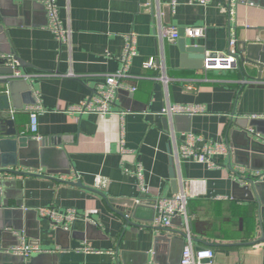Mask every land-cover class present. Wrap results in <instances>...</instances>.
Returning a JSON list of instances; mask_svg holds the SVG:
<instances>
[{"label":"crops","instance_id":"0c3cea01","mask_svg":"<svg viewBox=\"0 0 264 264\" xmlns=\"http://www.w3.org/2000/svg\"><path fill=\"white\" fill-rule=\"evenodd\" d=\"M31 1L0 0V55H13L22 61L20 73L35 75L27 84L42 107L37 113L42 163L19 166L18 174L0 175V250L9 254L20 242L39 251L27 258L12 254L22 259L12 257L7 264H143L144 260L179 264L184 246L180 219L165 231L153 225L155 201L175 194L169 174L171 132L179 141L191 133L201 138L199 145L224 142L230 148V156H215V168L191 160L176 165L171 156L177 193L182 180L204 181L205 194L188 203L195 246L211 248L214 264H264V242L257 241L264 213L255 202L232 196L233 181L243 184L232 171L242 167L247 176L261 174L263 195L264 172H248L239 165L229 137L242 125L248 137L264 143L254 136L264 137V84L260 83L264 70L258 76V69L248 63H237L228 71L182 68L178 39L164 42L161 48L153 18L159 13L164 25L177 30L204 27L205 37L185 38L187 45L203 48L205 57L221 55L227 53L231 36L238 51L248 44L264 47V0H211L205 5L192 0H54L58 20L70 32L67 43L55 38L47 28L45 11ZM129 32L137 36V55L124 85L136 90H122L113 104L115 111L125 114L69 113L120 68L118 59ZM150 58L163 60L166 87L152 79L160 72L142 68ZM5 67L0 59V70ZM5 89L0 84V91ZM29 90L17 81L8 95L9 116L12 112L17 131L25 135L26 107L33 105L24 103ZM168 105H199L204 112L174 120L161 115ZM138 165L144 194L139 192L137 176L129 173ZM97 177L106 181L103 189L95 188ZM104 197L139 200L142 205L113 209ZM43 207L57 213L72 209L78 218L68 231L60 232L40 218L36 210ZM26 210L35 213L15 215ZM116 211L129 215L138 231L125 235L131 227H125ZM160 234L170 243L156 240ZM84 246L93 252L78 251Z\"/></svg>","mask_w":264,"mask_h":264},{"label":"built area","instance_id":"2783aa9c","mask_svg":"<svg viewBox=\"0 0 264 264\" xmlns=\"http://www.w3.org/2000/svg\"><path fill=\"white\" fill-rule=\"evenodd\" d=\"M197 2L200 5H205L211 0H192L191 3ZM40 3L44 5L46 17L48 20L47 28L54 34L55 38L62 43H67L70 40V32L68 29H64L61 26L60 20H58V8L54 0H40ZM154 14V13H153ZM153 18L156 19V35L159 41V44L162 45L164 42L176 41L179 38L178 30L172 26H166L162 23L160 14L155 13ZM205 28L194 26L183 29V35L185 38L195 39V38H204L205 37ZM124 47L122 51V56L118 59L120 62V68L114 72L109 73L106 76L104 82L99 84L96 87V91L92 95L86 97L75 107L69 109V113L75 115L83 114H96L100 116H110L114 114L124 115L125 113L117 112L113 109V104L117 99L118 92L120 90H129L134 92L136 88L129 87L124 85V80L130 78V72L128 71L129 64L131 60L137 55L136 53V44L137 36L133 32L125 34L124 37ZM264 50V47H263ZM162 51V49H161ZM238 49L237 41L234 36H231L228 41L227 53L225 54H214L205 57L202 70L204 72L213 71V70H225L228 71L232 69L237 64L238 58ZM109 55V54H108ZM107 55V56H108ZM0 59H4L6 62V67L12 69V75L9 76H0V80L7 79H17L30 81L35 75L28 73H20L19 64L15 57L11 54L0 55ZM143 69H152L160 72V75L153 77L152 79L161 83L166 87L169 79L164 68L163 60L161 63H158L155 59L150 58L143 63ZM263 83L264 82H260ZM8 94L9 91L5 89L0 91V95ZM36 97V96H35ZM36 100V101H35ZM26 110L29 113V123L28 129L26 130L27 135L31 140L39 142L40 137L37 135L38 125H37V113L42 110V107L39 106L37 98H34V104L27 106ZM204 109L199 105H168L162 109L161 115L167 116L171 119L174 116L187 115L194 116L198 113H203ZM11 117L13 113L11 112ZM251 119L257 118L256 116H251ZM255 137L264 141V137L259 134H254ZM171 143L173 145V154L174 162L176 165H179L181 161L191 160L195 163H201L206 165L208 168H215L218 166L216 161H214L215 156H230V148L227 143H207L199 145L201 138L191 133L183 134V138L179 141L174 137L173 132L170 133ZM121 151L125 152L123 149V141H121ZM126 174L128 172L124 171ZM235 175L243 176L245 175V170L242 167H235L233 171ZM130 174H135L139 180V192L144 194L146 189L143 186V176L141 174V167L138 165L134 172H129ZM10 174L0 173L4 176ZM255 180H261L262 175L257 173L254 174ZM106 186V181L100 177L95 178V188L103 189ZM204 181L202 180H187L181 181V189L178 193L170 196L157 199L153 205L155 211V217L153 219V225L158 226L162 229L171 228L172 222L174 219H180L182 227V237H183V249L180 255L179 264H214V251L209 247H196L193 242V236L190 229V215L188 203L190 200L199 197L200 195L205 194L204 190ZM136 204H139V200H135ZM1 208V202H0ZM40 218H45L49 221L50 227L53 229H64L68 231L70 226L77 220L78 214L75 210L67 209L62 213H57L48 207H43L36 210ZM87 221L88 218H86ZM85 253H92L93 251L84 246L78 249ZM37 247L26 245L24 243H18V245L12 247L8 253H11L15 256H20L22 258H27V256L33 252H38ZM155 264V263H149Z\"/></svg>","mask_w":264,"mask_h":264},{"label":"water","instance_id":"95a60500","mask_svg":"<svg viewBox=\"0 0 264 264\" xmlns=\"http://www.w3.org/2000/svg\"><path fill=\"white\" fill-rule=\"evenodd\" d=\"M36 4H40V6L45 11L44 5L40 3V0L31 1ZM46 13V12H45ZM47 18V17H46ZM178 51L180 52V66L186 69H202L203 62L205 59V51L203 48L198 46H188L186 43V39L183 35V29L178 30ZM244 51H239L237 63L238 64H250L258 69V76L264 70V50L263 46L260 44H248L243 49ZM244 53V54H243ZM6 53L5 55H8ZM19 64V69H22V61L20 59L15 58ZM12 69L10 67H5L3 70H0V76H9L12 75ZM260 80V77L257 78ZM20 81L23 83L27 90L28 84L24 80L17 79H5L0 80V84L6 85L9 93L11 92V87L14 82ZM118 93L123 94V91L120 90ZM28 99L25 100V104H34V99L32 98V91L29 90L27 92ZM8 94L0 95V173H17L15 168L21 167H37L42 160V153L39 148V142L31 140L28 135L21 134L17 131L13 120L9 116V98ZM13 108L18 109L13 106ZM23 108L21 107V110ZM174 120L176 118L173 117ZM166 118H164V122H166ZM251 125V124H250ZM238 130H232L230 133V142L231 148H233V155H235V161L244 166L245 169L249 171L264 172V143L256 141L252 137H248L242 125H237ZM229 131V130H228ZM14 168V169H13ZM18 174V173H17ZM22 174V173H21ZM169 174H170V185L172 190L177 193V181H176V173L174 172V163L173 159L169 157ZM239 180L243 181V184L240 185L239 182L233 181L232 189H233V197L242 199L245 201L255 202L256 206L260 213H264V195L261 191V181L254 179V174L252 172L249 175L236 176ZM76 186H81L79 182L75 184ZM110 207L115 206H123L126 208L133 207L135 205V209L140 207L142 203L135 204L132 201L126 200H118L112 199L107 200L104 197ZM153 210V209H152ZM117 214L121 216V219L124 222L125 227H131L128 232H125V235H128L130 232L138 231L139 226L134 224L129 218V215L124 214L121 211H116ZM35 213L34 211L26 210L24 214H20L18 212L17 218H21V215L26 216V214ZM23 216V217H24ZM134 218V216H132ZM63 229L59 228L57 231H62ZM163 231L168 229H162ZM160 237L156 240L162 239L167 244L170 243V238H164V234H160ZM164 238V239H163ZM125 240V239H124ZM126 238L125 241H127ZM259 242H264V223L259 226V237L257 239ZM14 259H22L13 256L11 253L5 254L0 250V264H7L11 258ZM143 264H147V261L144 260Z\"/></svg>","mask_w":264,"mask_h":264}]
</instances>
